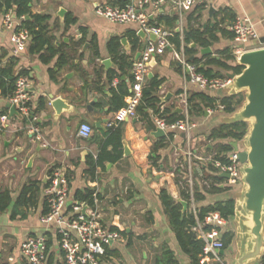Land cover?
I'll list each match as a JSON object with an SVG mask.
<instances>
[{
	"label": "crops",
	"instance_id": "1",
	"mask_svg": "<svg viewBox=\"0 0 264 264\" xmlns=\"http://www.w3.org/2000/svg\"><path fill=\"white\" fill-rule=\"evenodd\" d=\"M132 1L32 0L33 14L51 17L48 31L53 46L69 57L68 64L62 68L57 66L58 56L46 63L39 53L30 51L32 37L26 51L15 53L14 31L4 25L6 12L0 10V66L13 61L15 75L25 70L32 98L31 113L24 117L20 113H11L10 96H4L0 91V117H8L7 128L0 131V195L5 192L10 195L8 207L0 213V264H29L21 252L22 243L29 236L46 232L41 216L48 208L47 184L51 169L56 167L70 169L69 204L75 201L77 190L95 188L100 193L98 207L104 224L126 232L120 240L107 247L100 264H156L164 246L175 252L181 264H191L171 227L160 193L167 188L172 198L177 201L183 199L182 187L175 174L178 160L189 149L204 157L211 154L209 149L214 144L229 142L209 140L212 130L221 124L219 118L227 114L219 110L208 113L206 108L204 113L189 115L196 123L190 134L174 133L166 147L155 150L161 138L152 134V130L157 128L152 120L154 126L139 114L121 119L120 110L111 111V88H128L131 93L133 67L127 68L126 72L119 71L112 82L108 80L110 72L118 69L109 51V41L112 37H119L122 43V39L126 38L127 44L122 43V52L133 55L136 62V55L150 37L139 36L137 24H121L106 19L96 12V7L105 3L123 6ZM202 2L206 3V7L196 13V16L200 14L196 25L202 28L214 26L215 15L222 9H228L236 18L248 17L260 35L259 40H251L245 49L264 46L260 42L264 38V0H196L192 7L183 11L178 9L175 0H164L157 12L151 7L147 10L161 26L183 35L184 30L194 24V12ZM211 7L215 9L213 12ZM62 9L65 13L61 15ZM70 14L76 17L77 22L67 27L66 17ZM173 16H178V20L171 28L163 19ZM230 24V19H227L225 25L228 29ZM132 30L140 37V47L134 52ZM80 40L82 42L76 45ZM96 46L98 55L95 54ZM206 47L212 48V54L202 53ZM206 47L197 44L195 57L210 55L220 58V51L224 49L229 48L236 55L237 50L243 48L234 38L221 34L218 41H212ZM176 51L177 48H169L164 55L158 56L156 66L150 70L153 77L163 80L160 97L172 95L169 101L163 103L165 107L185 114L184 98L189 101L203 92L211 97H222L220 90H202L191 83L176 59ZM106 59L111 61L110 66L104 64ZM211 67L220 71L218 66ZM51 96L64 101L61 113L50 106ZM129 97L125 98L127 104ZM102 120L100 128L97 123ZM83 123H89L94 129L89 138L79 136ZM110 123L113 125L110 126ZM98 155L103 164L97 169L96 179L92 180L85 172L87 160L90 156L96 159ZM194 168L197 170L196 190L202 196L196 199L198 209L227 200L238 189H227V178L216 179V172L204 160H196ZM202 178L210 180L211 185H204ZM33 181L37 185L34 201L18 206L23 188ZM214 186L218 189L211 190ZM226 229L235 231L231 222ZM48 236L50 264H63L64 254L57 236L52 232ZM235 238L225 253H220L221 264H233ZM218 263L211 261L209 264Z\"/></svg>",
	"mask_w": 264,
	"mask_h": 264
},
{
	"label": "built area",
	"instance_id": "2",
	"mask_svg": "<svg viewBox=\"0 0 264 264\" xmlns=\"http://www.w3.org/2000/svg\"><path fill=\"white\" fill-rule=\"evenodd\" d=\"M164 0H134L125 6H114L110 4H99L96 12L106 19L121 24H137L138 31H144L148 35L155 34L156 40H149L141 51L140 57L135 62L132 69L131 90L126 107L119 111L120 118L136 117L137 108L142 103L143 91L149 79L151 62L158 56L164 55L169 48H175L171 41L174 32L151 22V14L148 8L157 12ZM180 11L192 7L196 0H175ZM25 17L17 18L14 10H9L4 15L3 23L8 29L14 31L13 45L15 53L26 51L31 38L30 31L25 28L22 21ZM229 29L234 33V39L243 48L237 50L236 56L246 51L245 46L253 39H260V35L255 24L248 17H237ZM177 61L181 64L185 77L202 90L219 91L230 86L233 79L228 75L225 77L209 78L199 71V66L192 63L182 45L181 50L175 52ZM10 102L16 106L22 116L28 117L31 113L32 98L30 94V80L25 75H19L16 80V87L10 96ZM185 118L174 122L168 121L164 115L165 104L162 103L159 112L150 110L151 120L157 128H161L166 135L182 132L187 135L196 127L189 116V102L183 99ZM215 110L224 112L225 105L218 102L215 108H208V113ZM8 117H0V131L7 128ZM110 126L113 123L109 124ZM93 127L89 123H83L79 129V136L89 138L93 133ZM178 156L181 154L178 153ZM196 160H204L214 169L217 176L228 173L227 185L233 187L241 184L240 168L242 161L240 151L232 150L220 155L211 152L204 157L197 155L189 149L184 156L178 160L175 170L176 178L182 188L189 194L190 207L194 211L197 224L194 231L205 241L201 264H209L211 261L222 263L220 250L224 249L222 235L229 221L219 212L211 211L204 219L198 217V207L196 205ZM70 169L67 167L54 168L49 176L47 186L48 212L41 216V222L45 233L27 237L22 243L21 252L29 264H50V242L48 234L54 233L60 243L64 254L63 264H100L105 256L107 247L122 238L118 230L104 224L102 214L98 207V190L94 194L95 201L92 207L85 202L74 201L69 204L70 198ZM206 186L211 185V181L202 178ZM87 207L86 213L84 208ZM260 264H264V257Z\"/></svg>",
	"mask_w": 264,
	"mask_h": 264
},
{
	"label": "trees",
	"instance_id": "3",
	"mask_svg": "<svg viewBox=\"0 0 264 264\" xmlns=\"http://www.w3.org/2000/svg\"><path fill=\"white\" fill-rule=\"evenodd\" d=\"M32 0H0V10L9 11L14 9L17 18L25 17L22 24L25 28L30 31L31 45L30 51L33 53H39L42 61L48 63L53 58L58 56L57 66L62 68L69 62L68 55L60 51L58 48L54 47L52 44V37L49 35V21L50 16L44 14H33L31 11ZM126 4H123L125 6ZM206 7V3L202 2L196 7L193 15L194 24H190L188 28L184 30L183 35L179 32H174L171 37L172 43L175 45L177 50H181L184 44V50L189 60L199 66V71L202 72L209 78L213 77H225L229 72L241 73L244 69L243 66L236 64V55L231 49L227 48L220 51V58L212 57L206 55L202 58L195 57L196 49L191 48L192 42L199 44L200 46H208L212 41H218L219 34L223 36H228L234 38V33L230 31L225 25V21L230 19L232 23L235 21L236 16L231 13L228 9H222L219 11L216 17V23L214 26H208L207 28H202L196 25V22L200 16H196L197 12H201ZM198 14V13H197ZM161 18V17H160ZM165 23L171 28L175 25L178 20V16L164 17ZM77 19L73 15H68L66 17V26L70 27L76 24ZM151 22L160 25L155 19H151ZM135 38L133 52L140 47V37L136 34V31H131ZM82 41L76 42L80 44ZM109 51L113 55L115 62L118 65V69H113L108 80L112 82L113 78L117 76L120 72H126L127 68H132L134 66L133 55L126 52H122V43L119 37H112L108 43ZM95 54H99L98 47L96 46ZM194 56V58H192ZM205 60V61H204ZM211 66L220 67V71H215ZM27 72L25 70L20 71L19 74L14 73V63H8L5 66H0V91L4 96H11L15 91L16 80L19 75H25ZM132 78V77H131ZM163 80L153 77L148 79V83L143 91L142 103L138 106L137 112L140 116L145 118L150 125L154 126L150 118V110L159 112L162 105V98L159 95V90L161 88ZM111 111H119L126 107L127 103L125 101L126 96H131L132 92L128 88H111ZM245 101V94L240 93L233 96H222L220 98L211 97L206 93H198L196 96L189 99V115H197L204 113L206 108H215L220 102L225 105L224 112L226 114H232L237 109H239L243 102ZM164 115H166L168 121L174 122L179 119H184L185 115L180 114L173 110L171 107H165ZM114 128V127H112ZM111 128V129H112ZM248 124L246 122H237L234 124H224L221 123L218 128L212 130L209 135V140H230L229 142H218L213 145L209 151L217 152L220 155L234 150L231 145L232 141H242L247 133ZM173 137V133L169 134V137L161 138L155 145V150L159 148H164L169 144V141ZM88 168L86 169V174L90 176L92 180L96 179V172L99 166H101L102 158L100 155L95 159L93 156L87 160ZM54 168L51 169V171ZM216 179H222L221 176H217ZM48 186V184H47ZM237 186H228L227 189H234ZM37 185L36 181H33L29 185H26L21 195L18 199V206L28 205L35 199V191ZM218 189L217 186L211 188V190ZM96 193L95 188H85L83 190H77L75 193V200L80 202H85L88 206L92 207L94 205ZM98 199L100 198V193H97ZM161 200L163 202L166 214L169 217L171 227L175 232L178 243L184 253L187 254L191 260V264H201V256L203 254V248L205 241L198 236V233L194 231V226L197 224V218L194 211L190 207L189 194L185 189H181V196L184 200L189 203V207L184 211V207L181 202L172 198L171 193L167 188H163L160 193ZM201 194L196 191V199L201 198ZM10 203V195L8 192L2 193L0 195V213L4 211ZM235 204L234 198L229 197L227 200L219 201L215 204L201 207L198 209V217L200 220L204 219L205 216L211 211H219L229 222L235 217ZM45 209V213L48 212ZM114 230H118L121 234L126 235L125 231H121L116 227H112ZM235 231L231 229H226L223 232L222 239L224 241V249L229 248L235 238ZM109 251V249H108ZM156 264H181L178 260L175 252L169 247L164 246L162 253L157 257Z\"/></svg>",
	"mask_w": 264,
	"mask_h": 264
},
{
	"label": "water",
	"instance_id": "4",
	"mask_svg": "<svg viewBox=\"0 0 264 264\" xmlns=\"http://www.w3.org/2000/svg\"><path fill=\"white\" fill-rule=\"evenodd\" d=\"M215 9L211 7V12ZM65 9L60 11L64 14ZM139 36L150 37V40H156L155 34H147L144 31L139 32ZM264 44V38L260 41ZM123 44H127V39H122ZM191 48H196L197 43L192 42ZM203 54H212V48L202 49ZM141 55L138 52L136 59ZM194 58V56L192 57ZM106 66H110L111 61H103ZM157 64L156 58L152 60L151 66ZM236 64L244 67L241 73L229 72L228 76L233 82L227 88L220 90L222 96H233L240 93L245 94V101L242 106L232 114L220 117V122L224 124H234L237 122H246L248 124L247 133L241 142L232 141L234 150L240 151L242 166L240 175L242 179L241 188L232 193L231 197L235 199V217L234 226L236 232L235 253L233 264H260L264 257V46L256 49L246 50L241 55L236 56ZM153 77V73L149 74ZM171 94L162 98V103L169 101ZM50 106L58 113H61L65 103L60 98L50 97ZM11 113L19 114L16 106L12 105ZM49 118V116H48ZM104 120L97 123L102 128ZM152 130V127H148ZM156 138L166 137V132L161 128L152 130ZM126 148V152H127ZM223 177L229 178L228 173ZM186 211L189 203L184 199H178ZM87 207L84 208L86 213ZM221 254L225 250L219 251ZM221 264V263H218Z\"/></svg>",
	"mask_w": 264,
	"mask_h": 264
},
{
	"label": "rangeland",
	"instance_id": "5",
	"mask_svg": "<svg viewBox=\"0 0 264 264\" xmlns=\"http://www.w3.org/2000/svg\"><path fill=\"white\" fill-rule=\"evenodd\" d=\"M241 142V141H240ZM241 185H242V182H241V184L239 185V187L237 186L236 188H238L237 190H235V191H238L240 188H241ZM231 227H233V229L235 228V226H234V219L232 220V222H231Z\"/></svg>",
	"mask_w": 264,
	"mask_h": 264
}]
</instances>
